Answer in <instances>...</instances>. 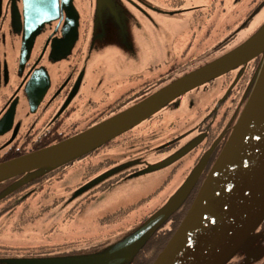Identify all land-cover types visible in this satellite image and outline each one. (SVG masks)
<instances>
[{
  "label": "flooded vegetation",
  "instance_id": "1",
  "mask_svg": "<svg viewBox=\"0 0 264 264\" xmlns=\"http://www.w3.org/2000/svg\"><path fill=\"white\" fill-rule=\"evenodd\" d=\"M27 1L31 0H0V163L58 144L123 113L173 82L176 74L178 76V71L173 70V60L169 66V62L166 66L161 63L151 65L147 70L149 74L136 73L125 80L119 79L111 91H105L103 96H95L93 94L96 84L92 83L94 78L91 61L94 49H100L97 53L101 52L106 31L103 35L97 34L100 37L97 40L98 37H95L97 30L93 27L95 24L93 14L84 13L83 10L87 6L94 8L97 4V10L104 12L102 9L106 8L108 1L57 0L58 11L50 14L51 16L43 22L40 21L41 16L37 20L36 18L30 20L25 16ZM37 2L45 3V0ZM72 6L77 10L78 16L72 13ZM27 7L29 10L32 8V6ZM85 17H87L86 20ZM72 20L79 21L76 32H74ZM34 34L35 37L30 42V37ZM251 35L253 33L240 44ZM235 36H230L228 40L212 46L207 53L198 56L196 53L194 56L197 57L193 58L191 63L187 61V64L182 66L198 68L230 52L240 45L238 43L229 46L228 42ZM25 49L29 51L26 53ZM188 50L185 53H188ZM261 61L262 55H259L238 68L192 89L151 118L102 147L40 176L37 181L34 180L13 193L14 195L9 197L8 204H0V262L10 254L45 256L57 253L54 251L55 248L45 252L44 246H39L42 247L39 253L18 251L15 247L1 241V235L10 228L8 220L15 216L14 211L29 207L26 204H19L20 199L24 196H32L30 194H34L38 189L42 190L38 192L40 198L45 199L43 192L46 190L55 195L56 189L54 187L51 190V187L63 181L69 173L67 169L74 165L77 166V171L82 172V177L77 188L69 186L66 190L75 192L84 186L87 192L82 193L81 196H86L87 199L97 197L98 192L123 180L128 174L114 173V169L110 170L108 167L111 163L116 165L119 159L115 157L109 160L107 156L101 158L100 154H97L99 150L106 148L111 155L126 151L130 154L129 156H133L131 154L142 144L153 147L152 142L159 138L156 129L166 126L164 112L174 109L177 104L183 106L181 107L183 110H179L177 116L185 117L183 128L187 130L176 126L171 130L169 127L167 131H171V135L169 134L166 141L158 148L164 150L179 148L187 142L182 141L185 136L189 138L197 135L194 139L196 142H193L196 143L195 147L187 154L189 159L183 161V157L175 163L178 167L183 166L186 169L182 184L201 161H205L188 198L179 207V211H185L186 216L214 162L224 150L226 141L252 93L254 76ZM162 68L164 70H161ZM106 174L108 176L105 179L90 185L94 179ZM22 177L23 175L18 176L6 183L7 186ZM18 195L21 196L17 198ZM57 205L58 203L49 207L42 205L38 214L46 213ZM156 210L158 209L152 210V213ZM25 213H28V210H25ZM25 213L20 217V221L24 224L30 222L35 215L38 216L37 214L29 216ZM152 213L137 225H142ZM174 221L171 219L166 225ZM256 233L260 235L252 240L250 247L260 248L264 246V220L259 224ZM9 247L16 251L9 250ZM241 256L233 259L229 264H240L244 258ZM262 257V261H256L253 264H264V255Z\"/></svg>",
  "mask_w": 264,
  "mask_h": 264
},
{
  "label": "rangeland",
  "instance_id": "2",
  "mask_svg": "<svg viewBox=\"0 0 264 264\" xmlns=\"http://www.w3.org/2000/svg\"><path fill=\"white\" fill-rule=\"evenodd\" d=\"M106 1L108 4L102 9L104 12L97 10V4L94 8L87 6L83 10L84 13L93 14L97 40L100 39L98 35H103L106 31L101 52L97 53L100 49H94L91 61L94 78L92 83L96 84L93 94L95 96H103L105 91H111L119 79L125 80L136 73L149 74L147 70L151 65L161 63L166 66L169 62V66L172 60L173 70L178 71V76L176 74L174 78L178 80L196 68L183 67L187 61L191 63L193 58L209 52L212 46L233 35L236 36L228 42L229 46L240 44L264 25V0ZM187 50L188 53H185ZM196 53L197 56H194ZM178 105L164 112L166 126L156 129L159 138L152 142L153 147L142 144L131 154L133 156H129L126 151L111 155L106 148L99 150L97 154L101 158L107 156L109 160L115 157L119 159L116 165L111 163L108 167L110 170L128 174L123 180L98 192L97 197L87 199L86 196H81L87 192L84 186L75 192L66 190L69 186L77 188L82 177V172L77 171V166L74 165L70 167L71 170L67 169L69 173L63 181L51 187V190L55 187L57 195L46 190L43 192L45 199L40 198L39 194L28 198L24 204L29 207L14 211L15 216L8 220L10 228L1 235V241L18 251L26 250L17 247L37 249L44 246L45 252L55 248L57 253L45 256L10 254L0 264H62L53 261L97 257L126 241L141 226L137 225L140 221L155 208L159 210L183 185L186 169L175 163L183 157V161L189 159L187 154L195 147L196 143L193 142H196L194 139L197 135L189 138L185 136L182 141L187 142L179 148H158L171 133L167 131L169 127L171 130L174 126L187 130L183 128L185 117L177 116V112L183 110V106ZM155 194L157 195L151 201L140 203L137 209L120 222L109 226L101 222L106 215L131 207ZM54 203H58L55 208L38 214L42 205L49 207ZM23 213L38 216L35 215L30 222L24 224L20 221ZM163 236L157 234L155 239H163ZM155 242L138 258L141 260L139 264L150 262L154 255L152 252H156L159 247ZM97 244L99 246L92 249ZM240 256L238 252L235 253L226 264ZM262 258H255L253 262L262 261ZM244 261L243 258L240 264H244Z\"/></svg>",
  "mask_w": 264,
  "mask_h": 264
},
{
  "label": "water",
  "instance_id": "3",
  "mask_svg": "<svg viewBox=\"0 0 264 264\" xmlns=\"http://www.w3.org/2000/svg\"><path fill=\"white\" fill-rule=\"evenodd\" d=\"M27 1L25 16L43 22L58 11L57 0ZM27 6H32L29 10ZM72 13L78 16L74 6ZM28 9V10H27ZM40 22V23H41ZM73 22L74 32L79 21ZM35 34L30 37V42ZM31 46L29 45V48ZM26 53L29 49H25ZM23 54H25L23 50ZM262 55L254 86L224 150L214 162L186 216L152 264H226L235 253L244 264L264 255L253 248L264 220V25L245 42L88 130L58 144L0 163V182L23 177L0 194V200L23 185L102 147L151 118L172 101ZM205 161L193 170L168 201L121 245L97 257L50 260L62 264H126L184 204ZM94 179L90 185L105 179ZM262 234V233H261Z\"/></svg>",
  "mask_w": 264,
  "mask_h": 264
},
{
  "label": "trees",
  "instance_id": "4",
  "mask_svg": "<svg viewBox=\"0 0 264 264\" xmlns=\"http://www.w3.org/2000/svg\"><path fill=\"white\" fill-rule=\"evenodd\" d=\"M16 177H13V178H10L8 180H5V181H2V183L0 182V194L6 189L8 188L9 186H7L6 183H9L11 181H13ZM40 179L39 177L35 178L34 180H38ZM34 180H32L34 182ZM30 181V182H32ZM30 182H27V184L23 185L22 187L24 188L26 185H28ZM7 186V187H6ZM22 187H20L19 189L13 191L12 193H10L8 196H6L5 198L1 199L0 200V204H8L10 201H9V197H11L12 195H14L13 193H16L17 191L21 190ZM41 189H38L37 192H34V194H30L32 196L34 195H38V192L40 191ZM157 194L153 195V196H149V198H145L143 201L139 202V203H136L134 205H131V207H128L126 209H120L118 210L117 212H114L112 214H108L107 216H105L103 219H102V223L103 224H106V225H111L113 223H116V222H120L126 215L130 214V212H133L135 209H137V207L140 205V203H144V202H149L151 201L152 197H155ZM21 195H18L17 198H19ZM32 196H24L22 199H20V201L18 202L19 204H24L28 198L32 197ZM194 197V196H193ZM193 200V198H192ZM180 209V208H179ZM179 209L169 218V220L167 222H169L171 219H174L175 221L172 222V223H168L166 225V223L160 228L158 229V231L151 237L150 240H148L147 244L140 250V252L134 256V258L132 259V261L126 263V264H139V262L141 261L140 259H138L139 257L142 256V254H145V251L147 250V248L153 244L155 241V245L158 247V249L155 251L152 252V254H154L152 256V258L150 259V262H147L146 264H152L155 259L157 258V253L161 252L163 250V248L166 246L167 242L169 241L168 239H170L172 237V235L174 234V232L177 230L176 228H178V226L180 225V223L182 222V220L184 219L185 217V211L184 212H180ZM157 211V210H156ZM179 211V212H178ZM166 225V226H165ZM162 229V230H161ZM157 234H163V239H161V237H158L159 240H156L155 239V236ZM155 240V241H154ZM99 246V244H97L96 246H93L94 248L92 249H96L97 247ZM1 247V246H0ZM21 249H25L26 251H29V252H41L42 248H34V249H30V248H21ZM9 250H12V251H16L15 249H12L9 247Z\"/></svg>",
  "mask_w": 264,
  "mask_h": 264
}]
</instances>
